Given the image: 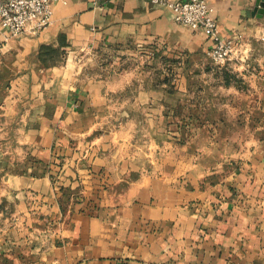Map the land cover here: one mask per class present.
<instances>
[{
  "label": "crops",
  "instance_id": "0c3cea01",
  "mask_svg": "<svg viewBox=\"0 0 264 264\" xmlns=\"http://www.w3.org/2000/svg\"><path fill=\"white\" fill-rule=\"evenodd\" d=\"M207 2L222 66L150 0H54L41 32L0 31V117L21 121L0 264H264V12Z\"/></svg>",
  "mask_w": 264,
  "mask_h": 264
},
{
  "label": "built area",
  "instance_id": "2783aa9c",
  "mask_svg": "<svg viewBox=\"0 0 264 264\" xmlns=\"http://www.w3.org/2000/svg\"><path fill=\"white\" fill-rule=\"evenodd\" d=\"M54 0H0V31L16 37L25 32L37 34L52 23ZM173 13L176 23L202 30L211 40L207 53L217 65L231 60L236 47L232 37L221 36L207 0H150Z\"/></svg>",
  "mask_w": 264,
  "mask_h": 264
},
{
  "label": "rangeland",
  "instance_id": "374dc122",
  "mask_svg": "<svg viewBox=\"0 0 264 264\" xmlns=\"http://www.w3.org/2000/svg\"><path fill=\"white\" fill-rule=\"evenodd\" d=\"M11 76V71L9 69H4V68H0V101L3 99V97L5 96V82L8 81L9 82V78ZM1 113V111H0ZM20 123L21 121L15 117H0V150L2 151H7L5 154L10 155L11 153H13L15 151V147L17 143L16 139L19 134H17V128L20 127ZM3 126L7 128V131L4 129H1V127L3 128ZM237 135V133L235 132V136ZM11 152V153H10ZM3 166L0 165V169ZM0 174H1V170H0Z\"/></svg>",
  "mask_w": 264,
  "mask_h": 264
},
{
  "label": "water",
  "instance_id": "95a60500",
  "mask_svg": "<svg viewBox=\"0 0 264 264\" xmlns=\"http://www.w3.org/2000/svg\"><path fill=\"white\" fill-rule=\"evenodd\" d=\"M255 12H264V0H256Z\"/></svg>",
  "mask_w": 264,
  "mask_h": 264
},
{
  "label": "trees",
  "instance_id": "16d2710c",
  "mask_svg": "<svg viewBox=\"0 0 264 264\" xmlns=\"http://www.w3.org/2000/svg\"><path fill=\"white\" fill-rule=\"evenodd\" d=\"M51 55H52L51 53H47V54H46L47 57H48V56L50 57Z\"/></svg>",
  "mask_w": 264,
  "mask_h": 264
}]
</instances>
